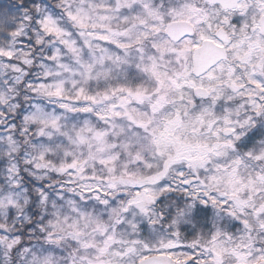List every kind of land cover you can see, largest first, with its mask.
<instances>
[{
	"label": "snow or ice",
	"instance_id": "snow-or-ice-1",
	"mask_svg": "<svg viewBox=\"0 0 264 264\" xmlns=\"http://www.w3.org/2000/svg\"><path fill=\"white\" fill-rule=\"evenodd\" d=\"M0 264H264V0H0Z\"/></svg>",
	"mask_w": 264,
	"mask_h": 264
}]
</instances>
